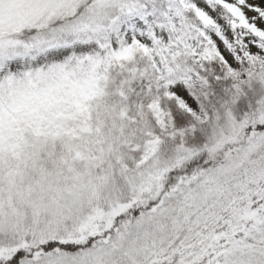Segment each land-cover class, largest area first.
I'll return each mask as SVG.
<instances>
[{"label":"snow or ice","instance_id":"snow-or-ice-1","mask_svg":"<svg viewBox=\"0 0 264 264\" xmlns=\"http://www.w3.org/2000/svg\"><path fill=\"white\" fill-rule=\"evenodd\" d=\"M0 264H264V0H0Z\"/></svg>","mask_w":264,"mask_h":264}]
</instances>
